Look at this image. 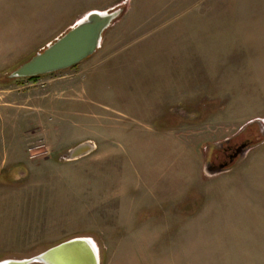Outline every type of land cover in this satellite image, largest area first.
I'll list each match as a JSON object with an SVG mask.
<instances>
[{
  "label": "rangeland",
  "instance_id": "rangeland-1",
  "mask_svg": "<svg viewBox=\"0 0 264 264\" xmlns=\"http://www.w3.org/2000/svg\"><path fill=\"white\" fill-rule=\"evenodd\" d=\"M113 9L92 57L10 78ZM78 237L101 264H264V0H0V261Z\"/></svg>",
  "mask_w": 264,
  "mask_h": 264
},
{
  "label": "water",
  "instance_id": "water-1",
  "mask_svg": "<svg viewBox=\"0 0 264 264\" xmlns=\"http://www.w3.org/2000/svg\"><path fill=\"white\" fill-rule=\"evenodd\" d=\"M121 12V9H113L102 13H88L65 34L22 64L10 78H35L76 67L97 52L103 34L119 18ZM94 149L90 142L79 144L69 150L66 160L82 158ZM244 151L245 146H241L237 150V156L243 155ZM224 168V165H208L205 173L214 175L222 172ZM100 262L98 247L88 239L78 237L62 242L34 257L22 260L7 259L0 261V264H101Z\"/></svg>",
  "mask_w": 264,
  "mask_h": 264
},
{
  "label": "flooded vegetation",
  "instance_id": "flooded-vegetation-1",
  "mask_svg": "<svg viewBox=\"0 0 264 264\" xmlns=\"http://www.w3.org/2000/svg\"><path fill=\"white\" fill-rule=\"evenodd\" d=\"M243 146H245V144L243 145ZM240 148V147H239ZM239 148H229L228 149V151H226L227 153H226V155H225V157H226V159L223 161V162H221V163H219L221 166L222 165H224V166H227L228 164H231L236 158H238L239 156H237V150L239 149ZM237 156V157H236ZM228 159V160H227Z\"/></svg>",
  "mask_w": 264,
  "mask_h": 264
},
{
  "label": "trees",
  "instance_id": "trees-1",
  "mask_svg": "<svg viewBox=\"0 0 264 264\" xmlns=\"http://www.w3.org/2000/svg\"><path fill=\"white\" fill-rule=\"evenodd\" d=\"M73 68H75V67H73ZM40 77H35V78H29V79H23V80H26V81H30V82H35V81H37L38 79H39ZM101 263V262H100Z\"/></svg>",
  "mask_w": 264,
  "mask_h": 264
},
{
  "label": "bare ground",
  "instance_id": "bare-ground-1",
  "mask_svg": "<svg viewBox=\"0 0 264 264\" xmlns=\"http://www.w3.org/2000/svg\"><path fill=\"white\" fill-rule=\"evenodd\" d=\"M90 13V12H89ZM102 13V12H101ZM80 21V20H79ZM84 238H86V239H88L89 241H91L94 245H96L95 243H94V241L91 239V238H87V237H84ZM99 251V250H98Z\"/></svg>",
  "mask_w": 264,
  "mask_h": 264
},
{
  "label": "crops",
  "instance_id": "crops-1",
  "mask_svg": "<svg viewBox=\"0 0 264 264\" xmlns=\"http://www.w3.org/2000/svg\"><path fill=\"white\" fill-rule=\"evenodd\" d=\"M96 150V149H95ZM88 238V237H87Z\"/></svg>",
  "mask_w": 264,
  "mask_h": 264
}]
</instances>
